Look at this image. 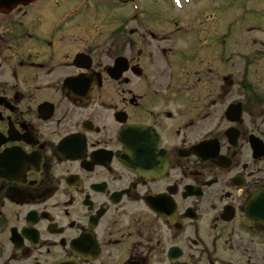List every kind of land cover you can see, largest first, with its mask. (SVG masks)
I'll use <instances>...</instances> for the list:
<instances>
[{"label":"flooded vegetation","instance_id":"af4514ba","mask_svg":"<svg viewBox=\"0 0 264 264\" xmlns=\"http://www.w3.org/2000/svg\"><path fill=\"white\" fill-rule=\"evenodd\" d=\"M48 5L0 14V264H264V41L221 68L208 35L184 56L171 25Z\"/></svg>","mask_w":264,"mask_h":264},{"label":"rangeland","instance_id":"374dc122","mask_svg":"<svg viewBox=\"0 0 264 264\" xmlns=\"http://www.w3.org/2000/svg\"><path fill=\"white\" fill-rule=\"evenodd\" d=\"M260 1L249 0L245 3V0H188L186 2L185 0H175L178 8L182 10L175 8L177 6L171 0H158L152 4L149 0H140V3L141 6L155 9L159 14H163L160 16L164 21L171 18L174 29L178 28L180 30L179 37L176 39L177 42H182L188 50L184 54L186 56L193 46H198L197 41L203 38L201 35H204L200 30L196 32V28L192 29L193 23L207 26L208 29L205 33L216 30L214 36L219 35L221 43L227 42L226 48L228 50L243 46L241 49L246 51L248 45H259L258 41L264 39V32L259 31L257 33L258 29L264 28L262 19L264 6L260 7ZM104 8H106L104 14L107 17L108 24L117 22L121 10H117L116 6L111 5L109 2L104 5ZM126 8L130 9L128 6ZM129 13L125 12L123 15L128 17L126 15ZM209 14L210 16L207 17ZM198 18H203L204 23L198 22ZM207 18L209 23H207ZM226 28H228L230 35L227 33ZM257 36L258 38H256ZM192 43L194 44L192 45ZM190 45L192 46L189 47ZM204 45L201 44L200 47ZM200 54L201 51L196 55V62L200 60ZM220 66L224 68V65Z\"/></svg>","mask_w":264,"mask_h":264}]
</instances>
